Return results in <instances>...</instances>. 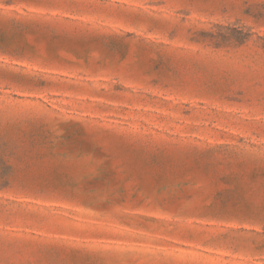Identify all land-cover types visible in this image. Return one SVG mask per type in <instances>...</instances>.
<instances>
[{"label": "rangeland", "instance_id": "1", "mask_svg": "<svg viewBox=\"0 0 264 264\" xmlns=\"http://www.w3.org/2000/svg\"><path fill=\"white\" fill-rule=\"evenodd\" d=\"M0 264H264V0H0Z\"/></svg>", "mask_w": 264, "mask_h": 264}]
</instances>
